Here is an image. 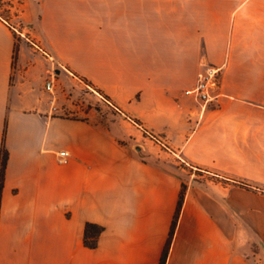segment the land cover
I'll return each instance as SVG.
<instances>
[{
  "label": "crops",
  "instance_id": "obj_1",
  "mask_svg": "<svg viewBox=\"0 0 264 264\" xmlns=\"http://www.w3.org/2000/svg\"><path fill=\"white\" fill-rule=\"evenodd\" d=\"M12 10L0 16V264H159L183 183L165 264H264V0H19ZM208 67L218 79L204 103L186 91ZM77 79L114 112L67 114L45 90ZM146 142L161 152L137 150ZM181 164L221 181L188 183ZM88 222L104 229L94 249Z\"/></svg>",
  "mask_w": 264,
  "mask_h": 264
},
{
  "label": "rangeland",
  "instance_id": "obj_2",
  "mask_svg": "<svg viewBox=\"0 0 264 264\" xmlns=\"http://www.w3.org/2000/svg\"><path fill=\"white\" fill-rule=\"evenodd\" d=\"M17 1L19 0H0V16L7 17L11 15V12L15 13L12 8L15 6ZM54 90L55 95L57 96L55 104H60L65 109V113L67 114L76 115L79 114L80 110L86 111L89 108L114 112V109L108 101L102 98L96 89L87 84V82L83 79H77L75 80V83H65L61 81L57 83ZM100 104L101 106H99ZM138 146L140 151H143L144 148H146L156 154L161 152V149L153 142H146L143 145L139 144ZM180 166L183 168L181 171L182 178L188 183L193 182L198 185H207L208 182L212 180L221 181V179H218L211 174L198 172L196 169H192L186 164H181ZM231 216L235 219V225L239 231V241H252L253 250H256V248L259 247V243L255 232L249 228L247 223L244 222L238 214L231 212Z\"/></svg>",
  "mask_w": 264,
  "mask_h": 264
},
{
  "label": "trees",
  "instance_id": "obj_3",
  "mask_svg": "<svg viewBox=\"0 0 264 264\" xmlns=\"http://www.w3.org/2000/svg\"><path fill=\"white\" fill-rule=\"evenodd\" d=\"M85 82H87V81H85ZM87 84H89L92 87V85L90 83L87 82ZM96 91L102 96V98H104L106 101L110 102V99L107 96L103 95L97 89H96ZM134 122L136 124L140 125L138 123V121H134ZM144 134L148 135L146 130H144ZM7 160H8V153H7L5 144L3 142L0 146V200H1L2 190H3L4 175H5V170H6V166H7ZM191 168L193 169V167H191ZM195 169L198 172L207 173L206 170H203L201 168L195 167ZM232 182L234 185L239 186L241 188H244L246 190H253V187H251V185H249L246 182H243V181H232ZM186 188H187V186L184 183L181 184V190H180V194H179L177 209H176V212H175V215L173 218V222L171 224L169 238H168L167 244L163 250L159 264H165V262H166L169 246H170V243H171L174 231H175L177 219H178V216H179L182 204H183ZM103 230H104L103 227L98 225V224L90 223V222L86 223L84 226V232H83V244H84V246L89 248V249L96 248L97 244H98L99 236L102 234Z\"/></svg>",
  "mask_w": 264,
  "mask_h": 264
},
{
  "label": "built area",
  "instance_id": "obj_4",
  "mask_svg": "<svg viewBox=\"0 0 264 264\" xmlns=\"http://www.w3.org/2000/svg\"><path fill=\"white\" fill-rule=\"evenodd\" d=\"M218 69L211 67L206 68L203 74H200L197 79V83L192 90L186 91V94L193 96L195 99L201 102H208L210 100V90L216 85ZM45 90L49 94L54 93V84L53 80H49L45 84ZM53 110H56V107L53 106ZM69 160V154L66 151H60L58 153V161L61 164H66Z\"/></svg>",
  "mask_w": 264,
  "mask_h": 264
},
{
  "label": "water",
  "instance_id": "obj_5",
  "mask_svg": "<svg viewBox=\"0 0 264 264\" xmlns=\"http://www.w3.org/2000/svg\"><path fill=\"white\" fill-rule=\"evenodd\" d=\"M137 150H139V147H137Z\"/></svg>",
  "mask_w": 264,
  "mask_h": 264
}]
</instances>
